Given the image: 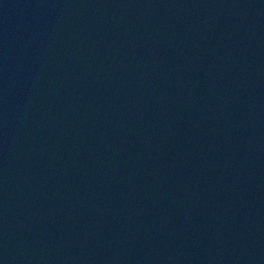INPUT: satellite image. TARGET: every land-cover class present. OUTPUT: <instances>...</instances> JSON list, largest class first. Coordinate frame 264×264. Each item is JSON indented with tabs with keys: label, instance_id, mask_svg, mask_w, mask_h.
Masks as SVG:
<instances>
[{
	"label": "water",
	"instance_id": "water-1",
	"mask_svg": "<svg viewBox=\"0 0 264 264\" xmlns=\"http://www.w3.org/2000/svg\"><path fill=\"white\" fill-rule=\"evenodd\" d=\"M0 264H264V0H0Z\"/></svg>",
	"mask_w": 264,
	"mask_h": 264
}]
</instances>
